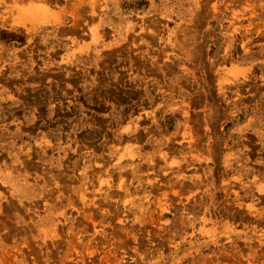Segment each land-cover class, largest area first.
Here are the masks:
<instances>
[{
    "label": "rangeland",
    "instance_id": "rangeland-1",
    "mask_svg": "<svg viewBox=\"0 0 264 264\" xmlns=\"http://www.w3.org/2000/svg\"><path fill=\"white\" fill-rule=\"evenodd\" d=\"M0 264H264V0H0Z\"/></svg>",
    "mask_w": 264,
    "mask_h": 264
},
{
    "label": "bare ground",
    "instance_id": "bare-ground-1",
    "mask_svg": "<svg viewBox=\"0 0 264 264\" xmlns=\"http://www.w3.org/2000/svg\"><path fill=\"white\" fill-rule=\"evenodd\" d=\"M50 9V8H49ZM31 13V12H30Z\"/></svg>",
    "mask_w": 264,
    "mask_h": 264
}]
</instances>
